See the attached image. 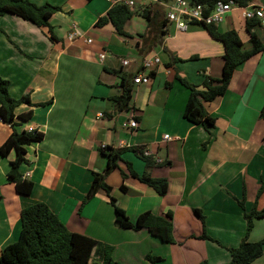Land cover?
Listing matches in <instances>:
<instances>
[{
	"label": "crops",
	"instance_id": "1",
	"mask_svg": "<svg viewBox=\"0 0 264 264\" xmlns=\"http://www.w3.org/2000/svg\"><path fill=\"white\" fill-rule=\"evenodd\" d=\"M29 1L59 11L48 20L54 39L44 27L13 15L0 16V78L8 82L11 98L27 97L30 102L15 108L16 128L43 134L41 142L25 146L27 166L22 176L33 183L29 197H20L7 181L14 152L7 157L0 154V254L19 238L21 211L42 203L69 232L93 239L100 249L111 247V256L119 264L123 259L128 264H227L229 249L244 239V213L250 212L258 189L264 186V118L260 117L264 52L235 69L223 96L203 103L206 114L215 120L207 130L184 119L189 92L175 79L199 87L205 76H221L223 45L200 26L190 25L180 33L163 17L149 29L143 18L134 15L124 28L129 36L122 37L111 25L95 26L111 8L106 0ZM245 24L240 13L232 11L217 29L234 30L247 44ZM73 27L81 38L69 41ZM161 28L165 33L159 37ZM252 31L264 38L260 27ZM148 58L160 60L150 83L133 85L140 61ZM124 60L136 62L122 68ZM118 71L132 87L131 100L123 109L115 102L122 94L120 77L113 74ZM28 112L29 119H18ZM130 120L137 127L123 128ZM11 133V127L0 120V147ZM164 135L171 141H163ZM101 146L112 151L142 148L157 163L147 170L137 155L124 152L118 169L106 174L103 182L131 222L146 212L157 216L170 212L172 243L161 242L145 230L120 231L102 190L83 208L85 218L80 216L78 207L93 173L102 174L106 167ZM126 163L137 175L148 172L152 178L165 179L167 194L160 197L130 177ZM120 172L126 174L124 179ZM243 197L242 210L238 201ZM257 207L264 208V196ZM195 209L201 212L203 224ZM115 232L130 240L115 242L102 236ZM202 234L209 240H201ZM263 238L264 219L254 220L247 241ZM100 253L90 263H101ZM252 264H264V250Z\"/></svg>",
	"mask_w": 264,
	"mask_h": 264
},
{
	"label": "trees",
	"instance_id": "2",
	"mask_svg": "<svg viewBox=\"0 0 264 264\" xmlns=\"http://www.w3.org/2000/svg\"><path fill=\"white\" fill-rule=\"evenodd\" d=\"M91 1V0H88ZM169 2V0H161ZM193 4H200L206 7L208 12L217 2L227 3L229 0H188ZM241 6L252 4V0H231ZM59 8L49 4L36 6L29 0H0V16L13 15L24 21L30 22L36 27H44L50 32L51 39H54L51 28L48 24L49 18L58 12ZM139 15L147 22V28L150 29L156 18L164 17V10L152 5L145 8H130L116 4L106 12L105 16L99 18L95 23L97 28L111 25L115 33L122 37H128V33L124 30L125 24L134 16ZM165 22V21H164ZM245 31L248 36L249 45L245 49V44L240 39L238 33L234 30L219 32L217 26L203 27L207 34L213 39L220 42L224 48L222 57L223 63L220 78H212L205 76L199 87L189 84L185 79L178 76L175 79L188 90V99L183 112L184 119L193 125H201L205 129L214 127L215 120L206 114L203 109V103H209L218 97H221L227 91L235 69L244 62L254 58L264 52V38H260L252 30L259 27V21L256 19L245 21ZM164 25V23L162 24ZM163 29H159L157 34L159 37L164 35ZM197 59L192 57L191 60ZM180 62V60H177ZM120 72L113 74L120 77L119 87L122 88V94L115 98L118 108H127L131 100L132 87L128 83V78L121 76ZM151 77V73H149ZM30 105L28 98L15 100L9 96L8 82L0 78V120L9 125L12 133L0 147V154L7 157L14 152V159L9 163V169L6 174L7 181L15 187L16 193L20 197H29L33 190V183L22 176L23 167L27 166L25 159V146L39 143L43 140V134L38 132H28L19 130L15 124L14 110L20 104ZM31 113L18 117L21 120H27ZM264 118V109L260 114ZM108 152V153H107ZM124 152H133L140 158L145 168L152 169L157 163L151 156H144L142 148L130 147L116 151L108 148L101 149V154L106 158V167L102 174L93 173L91 186L89 187L81 206L87 202L97 190H102L108 197L114 213V224L122 230H145L161 242L172 243V215L167 212L163 216L153 215L149 212L143 213L131 222L123 210L118 207L117 201L111 196V188L107 186L103 180L106 174L118 169V161ZM126 167L130 177L136 179L141 184L152 188L160 197H164L168 191V183L165 179L152 178L148 172L137 175L130 164L126 163ZM122 179L126 177L124 172H120ZM125 191L123 186L120 187ZM264 196V186H261L254 198V203L249 213H244L246 220V230L244 239L233 249H229L230 261L227 264H252L257 258L263 254L264 238L258 242L250 243L247 241L248 234L253 226L254 220L264 219V208L258 209V201ZM244 200L238 201L239 207L244 209ZM80 211V210H79ZM193 213L203 224L201 212L193 210ZM20 235L16 242L6 246L0 254V264H92L90 260L96 253H100L101 263L94 264H119L112 258V248L103 246L100 249L95 241L87 236L71 233L59 221L57 216L44 204L37 203L23 209L20 213ZM201 240H209L202 234ZM100 249V250H99ZM152 262L157 259L148 257ZM199 264H208L203 261Z\"/></svg>",
	"mask_w": 264,
	"mask_h": 264
},
{
	"label": "built area",
	"instance_id": "3",
	"mask_svg": "<svg viewBox=\"0 0 264 264\" xmlns=\"http://www.w3.org/2000/svg\"><path fill=\"white\" fill-rule=\"evenodd\" d=\"M110 6L120 4L134 10L136 8H145L152 5L159 7H166L167 11L164 13L165 21L168 24H173L175 30L180 33H184L188 30L190 25H196L200 27L205 26H217L222 23L227 14L232 11H238L240 16L245 21L256 19L259 21V27L264 30V0L257 4H249L247 6H241L234 1L229 0L227 3L217 2L212 8L206 12V7L200 4L190 3L188 0H169V2H163L161 0H106ZM81 38V34L77 31L76 27H73L68 34V40H77ZM87 44L91 41L87 40ZM103 58V56H100ZM136 61L124 60L121 62V67H129L131 63ZM160 64L159 58H148L140 61L138 72L132 78L133 85H146L150 83L149 73H152L153 68ZM99 118L101 115L98 116ZM123 128L135 129L137 124L134 120H130L127 123L122 124ZM28 132H33L29 129ZM163 141L170 142L171 138L168 135L162 137ZM105 146H101V149H105ZM144 156H149V153L144 152Z\"/></svg>",
	"mask_w": 264,
	"mask_h": 264
},
{
	"label": "rangeland",
	"instance_id": "4",
	"mask_svg": "<svg viewBox=\"0 0 264 264\" xmlns=\"http://www.w3.org/2000/svg\"><path fill=\"white\" fill-rule=\"evenodd\" d=\"M163 10H164V13L167 11V8L166 7H161ZM202 29H204L203 27H201ZM205 30V29H204ZM249 48V45L248 44H245V49H248ZM183 89V88H182ZM103 192V191H102ZM104 193V192H103ZM92 198V197H91ZM90 198V199H91ZM89 199V200H90ZM88 200V201H89ZM87 201V202H88ZM87 202H85L82 206H81V204L79 205V209H78V211L80 210V216L82 217V218H85V215H84V213H83V208L87 205ZM82 203V202H81ZM117 230H119V229H117ZM120 231H123V230H120ZM123 232H128V231H123ZM103 236V238H106L107 240H111V241H118V240H130V238H128V237H119L118 235H117V233L115 232V233H105V234H103L102 235ZM104 244V243H103ZM122 263L123 264H128L126 261H124V259H123V261H122Z\"/></svg>",
	"mask_w": 264,
	"mask_h": 264
}]
</instances>
